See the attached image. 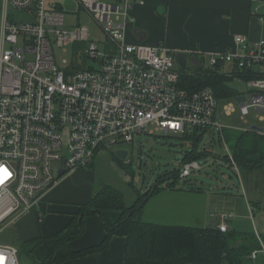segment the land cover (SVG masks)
<instances>
[{"label": "built area", "instance_id": "built-area-1", "mask_svg": "<svg viewBox=\"0 0 264 264\" xmlns=\"http://www.w3.org/2000/svg\"><path fill=\"white\" fill-rule=\"evenodd\" d=\"M76 2L117 44V53H100L86 25L67 28L65 10L55 0H0V169L11 173L0 180V238L59 185L62 170L68 175L89 167L101 150L148 134L185 136L225 128L213 88L182 87L169 49L125 42L132 0ZM234 40L238 49L212 55L211 66L223 64L229 77L264 73V40L243 35ZM69 44H86L84 55L100 67L64 69L55 49ZM245 83V102L222 110L227 116L237 110L244 117L255 114L264 123V78ZM259 133L264 137V128ZM231 163L236 166L232 157ZM199 170L197 162H181L180 177ZM228 218L222 216L221 231L228 230ZM0 264H21L18 249L1 240Z\"/></svg>", "mask_w": 264, "mask_h": 264}, {"label": "rangeland", "instance_id": "rangeland-1", "mask_svg": "<svg viewBox=\"0 0 264 264\" xmlns=\"http://www.w3.org/2000/svg\"><path fill=\"white\" fill-rule=\"evenodd\" d=\"M61 4L65 10L67 28H72L79 23L86 25L89 28L91 40L100 41L98 44L100 53H107V47L115 51V45L112 43L110 45L107 36L95 20L85 11H79L76 0H61ZM84 48L85 45L74 44H69L62 49L56 48L55 53L60 66L64 69H73L72 64L75 60L78 63L74 64L75 69H98L100 66L97 61L84 57ZM203 65L204 68L210 67L207 59ZM230 85L242 93L247 92V85L242 80L235 78ZM232 102H223L221 106L224 107ZM221 119L226 132L242 131V129L247 131L254 126H257L258 130L264 128V123L260 122L255 114L244 117L238 110ZM149 131H152V128H149ZM223 136V132L219 130L205 133L198 144L199 154H203L197 160L201 165V170L194 172L187 179L180 178L176 192L166 189L151 198L143 212L144 221L163 225L206 227L211 223H216L218 216H227L226 214L232 213L233 218L228 222L231 230L263 234L264 169L247 175L239 168L235 169L230 163L225 162L224 158L230 153V147ZM147 139L149 141H143L140 146L136 143L122 144L115 149L99 151L90 164V166L94 164L93 169H89L90 166L81 169L85 173L93 174L89 184H92L94 191H99L106 185H112L123 192L126 206L130 207L137 200L139 192L145 194L151 187H156L160 181V188H166L172 183L174 179L167 175L175 171L179 172L184 152L191 149V143L173 134L165 137L156 133ZM119 149H124L129 153L127 160L123 161L125 168L113 159ZM66 176L64 173L61 180L69 176L68 180L88 182L87 177L84 176ZM187 181L201 187L203 192L189 191ZM250 201L259 203L258 208L256 209L257 206L250 207L249 210ZM13 222L5 229L0 240L4 244L15 246L12 244L13 239L18 236L23 237V234Z\"/></svg>", "mask_w": 264, "mask_h": 264}, {"label": "trees", "instance_id": "trees-1", "mask_svg": "<svg viewBox=\"0 0 264 264\" xmlns=\"http://www.w3.org/2000/svg\"><path fill=\"white\" fill-rule=\"evenodd\" d=\"M83 45L86 47V44ZM74 64L78 63L73 60V69H75ZM222 70V64H220L200 71H181V86L192 91L211 87L218 100L235 101L238 96L245 93L233 88L230 83L235 80V77L227 76L221 72ZM236 77L247 81L251 78H264V73L248 70L239 73ZM204 135V132H196L181 136L192 145L190 150L184 152L182 162L197 161L203 156L199 154L198 144ZM223 135L230 147V154L241 171L248 175L264 169V137L258 129L227 132L224 129ZM113 159L125 168L122 160L115 155ZM224 161L228 163L229 157L226 156ZM93 167L94 164L89 169ZM179 175L178 171L167 175L174 181L166 188H160L161 186L157 183L156 187H151L145 194L139 192L137 200L130 207L126 206L125 196L121 190L112 185H106L89 202L80 207L79 213L65 228L54 235L29 240L20 236L14 238L12 244L18 248L20 262L22 264H64L69 260L105 251L109 248L111 239L118 236L126 239L125 264H264V257L259 256L256 260L251 257L254 251L262 248L256 232H239L230 228L223 232L216 226H164L143 220L144 209L151 198L166 189L175 191ZM187 183L189 191L203 192L201 187L195 186L190 181ZM250 203L253 207L257 206L256 209L259 206L257 202L250 201ZM111 211L121 214L115 222L110 221L106 214ZM90 216L96 217L105 229L104 240L93 247L73 250L71 243L83 235L86 219ZM262 241L264 243V236Z\"/></svg>", "mask_w": 264, "mask_h": 264}, {"label": "crops", "instance_id": "crops-1", "mask_svg": "<svg viewBox=\"0 0 264 264\" xmlns=\"http://www.w3.org/2000/svg\"><path fill=\"white\" fill-rule=\"evenodd\" d=\"M55 1L64 9L61 0ZM116 1L108 3H116ZM132 1L134 6L124 30L125 42L130 45L164 46L175 54L185 52L196 55L204 62L211 55L238 49L234 40L237 35L247 36L252 42L264 40V0L257 2H253V0ZM107 40L110 45L114 44L116 49L111 51L107 47L105 54L117 53V44L110 39ZM221 72L224 73V70ZM236 79L241 80L238 77ZM245 94L237 98L245 97ZM220 102L221 106L223 101ZM232 103L239 104L236 100ZM222 108L221 106L219 119L223 122L221 118L224 119L227 115L223 113ZM83 171H76L68 175L87 177L88 182L68 180L69 176L67 175L66 179H62L59 185L45 194L35 206L14 220L13 223L23 234V237L20 236L21 238L29 240L40 236L54 235L70 223L72 218L79 213L82 205L89 202L96 193L105 187L94 191L92 184H89L93 174ZM250 207L254 208L252 204L248 206L249 210ZM106 214L112 222L117 221L121 216L119 212L115 211ZM231 218H233L232 215ZM219 224L220 216L217 217L216 223H211L210 226L218 227ZM262 231L263 234L256 233L261 247L264 248L262 241L264 229ZM105 234V229L99 220L90 216L86 219L83 235L71 243V248L78 251L93 247L104 240ZM126 244L124 237L115 236L105 251L69 260L64 264H125ZM259 256H264V254Z\"/></svg>", "mask_w": 264, "mask_h": 264}, {"label": "water", "instance_id": "water-1", "mask_svg": "<svg viewBox=\"0 0 264 264\" xmlns=\"http://www.w3.org/2000/svg\"><path fill=\"white\" fill-rule=\"evenodd\" d=\"M176 61L177 64L179 66L180 69L182 70H192V71H200L202 70L203 66H202V61L195 55H189L188 53L185 52H179L176 54ZM245 101V97H239L236 98V102L241 103ZM148 142L149 139H143L141 140L140 138H138L136 140V144L138 146H140L142 144V142ZM128 151L124 150V149H119L116 151V157H118L120 160L122 161H126L128 158ZM65 172L61 171V175H63Z\"/></svg>", "mask_w": 264, "mask_h": 264}, {"label": "bare ground", "instance_id": "bare-ground-1", "mask_svg": "<svg viewBox=\"0 0 264 264\" xmlns=\"http://www.w3.org/2000/svg\"><path fill=\"white\" fill-rule=\"evenodd\" d=\"M102 1H104V0H102ZM104 2H106V1H104ZM108 3V2H107ZM80 24V23H79ZM79 24H77V25H79ZM90 40H91V36H90ZM93 41H95V40H93ZM98 42V44H99V41H97ZM83 45V44H82ZM146 45V44H145ZM98 49H99V47H98ZM232 51V50H231ZM171 52V51H170ZM226 52V51H225ZM172 54H174L175 55V59H176V54L175 53H173V52H171ZM218 54V53H217ZM107 55V54H106ZM109 55H111V54H109ZM190 55V54H189ZM215 55V54H214ZM196 56V55H195ZM212 56V55H211ZM210 56V57H211ZM84 57L86 58V56L84 55ZM210 57H207L206 59L209 61L210 60ZM203 62V61H202ZM99 63V62H98ZM176 63H177V61H176ZM209 63H210V61H209ZM220 65V64H219ZM177 66H178V64H177ZM202 66H203V63H202ZM210 67L211 68H214V67H212L211 66V64H210ZM228 66H226V68H227ZM178 68H179V66H178ZM222 68H224V66H223V64H222ZM229 68V67H228ZM180 69V68H179ZM203 69V68H202ZM181 71H182V69H180ZM188 72V71H187ZM181 74H182V72H181ZM236 78V77H235ZM244 82H246V81H244ZM246 94H245V100H246V95H247V92H245ZM236 100V99H235ZM219 102H220V100H219ZM245 102V101H244ZM221 103V102H220ZM241 103H243V102H241ZM241 103H239V104H241ZM234 104V103H233ZM238 104V105H239ZM223 111V110H222ZM224 113V112H223ZM251 129H254V130H257L258 129V127H254V128H251ZM260 130H262V129H260ZM260 130H259V132H260ZM206 133V132H205ZM156 134V133H155ZM155 134H153V135H155ZM157 134H160V135H163V136H165V137H169L171 134H168V135H165L164 133H157ZM153 135H146V136H142V137H139L141 140L143 139V138H146L147 139V137L149 138V136H153ZM173 135H175V134H173ZM186 136V135H185ZM137 140V139H136ZM136 143V142H135ZM118 148V147H117ZM228 157H229V159H230V161L228 162V163H230V165L232 166V167H236L235 169H238V167H237V164H236V162H235V164H236V166H233L232 165V163H231V157H232V155L231 154H228L227 155ZM233 158V157H232ZM234 159V158H233ZM235 161V160H234ZM193 162H197V161H193ZM198 163V162H197ZM199 164V163H198ZM200 165V164H199ZM200 167H201V165H200ZM62 171H64V170H62ZM180 171H181V166H180V169H179V173H180ZM200 171V170H199ZM65 172V171H64ZM66 174V173H65ZM64 175V174H63ZM63 175H61V172H60V176H63ZM179 177H180V175H179ZM191 177V176H190ZM181 178V177H180ZM179 178V179H180ZM187 179V178H186ZM227 216H230V218H231V215H227ZM230 218H228V219H230ZM228 219L226 220V222H225V224L227 225V227H228V230H229V225H228ZM221 223H222V215H220V224L218 225V228L220 229V225H221ZM221 230V229H220ZM228 230H226V231H228ZM226 231H223V232H226ZM17 248V247H16ZM18 249V248H17ZM264 250V248H262L261 250H258V251H263ZM256 252V251H255ZM261 254H264V252H262V253H260V254H258V256L259 255H261ZM253 255V254H252ZM257 256V257H258ZM256 257V258H257ZM253 258V257H252ZM256 258H253V259H256ZM20 260V259H19Z\"/></svg>", "mask_w": 264, "mask_h": 264}, {"label": "clouds", "instance_id": "clouds-1", "mask_svg": "<svg viewBox=\"0 0 264 264\" xmlns=\"http://www.w3.org/2000/svg\"><path fill=\"white\" fill-rule=\"evenodd\" d=\"M7 177V173L0 171V180H3Z\"/></svg>", "mask_w": 264, "mask_h": 264}, {"label": "snow or ice", "instance_id": "snow-or-ice-1", "mask_svg": "<svg viewBox=\"0 0 264 264\" xmlns=\"http://www.w3.org/2000/svg\"><path fill=\"white\" fill-rule=\"evenodd\" d=\"M0 171L7 173V176L11 175V173L8 172L7 168H2V169H0Z\"/></svg>", "mask_w": 264, "mask_h": 264}]
</instances>
